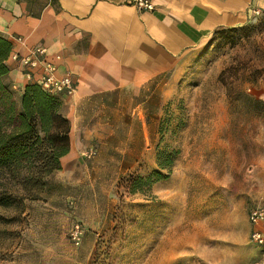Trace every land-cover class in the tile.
<instances>
[{"label": "rangeland", "instance_id": "1", "mask_svg": "<svg viewBox=\"0 0 264 264\" xmlns=\"http://www.w3.org/2000/svg\"><path fill=\"white\" fill-rule=\"evenodd\" d=\"M140 109L97 175L56 171L39 200L0 211V264H264L248 223L264 202V20L212 34Z\"/></svg>", "mask_w": 264, "mask_h": 264}, {"label": "crops", "instance_id": "2", "mask_svg": "<svg viewBox=\"0 0 264 264\" xmlns=\"http://www.w3.org/2000/svg\"><path fill=\"white\" fill-rule=\"evenodd\" d=\"M153 2V12H141L127 0H0V36L12 45L6 64L13 90L20 95L31 82L12 56L37 45L47 49L56 75H69L76 86L60 97L70 145L57 174L97 175L102 151L116 150L106 138L118 132L121 119L143 116L140 105L153 100L157 80L169 78L214 32L242 27L260 17L254 11L264 12V0ZM93 150L89 169L82 156Z\"/></svg>", "mask_w": 264, "mask_h": 264}, {"label": "trees", "instance_id": "3", "mask_svg": "<svg viewBox=\"0 0 264 264\" xmlns=\"http://www.w3.org/2000/svg\"><path fill=\"white\" fill-rule=\"evenodd\" d=\"M11 51V43L0 36V211L22 212L26 201L40 199L49 177L61 169V158L69 152L70 124L61 96L32 82L20 95L13 90L6 64ZM141 183L133 179L132 189ZM10 222L0 213V224Z\"/></svg>", "mask_w": 264, "mask_h": 264}, {"label": "built area", "instance_id": "4", "mask_svg": "<svg viewBox=\"0 0 264 264\" xmlns=\"http://www.w3.org/2000/svg\"><path fill=\"white\" fill-rule=\"evenodd\" d=\"M127 2L141 12L155 10L153 0H127ZM254 15L263 16L264 12L256 10ZM12 57L24 67V74L28 81L37 83L45 93L70 96L75 91L76 86L69 75L61 77L56 75V66L46 59L47 49L44 46L37 45L27 55H13ZM92 155V152L86 154L88 158ZM248 223L250 243L264 253V202L250 209ZM82 234L81 225L74 224L70 231L71 240L78 244Z\"/></svg>", "mask_w": 264, "mask_h": 264}]
</instances>
